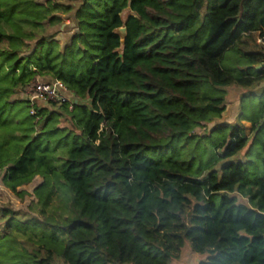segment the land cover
<instances>
[{"label":"trees","instance_id":"trees-1","mask_svg":"<svg viewBox=\"0 0 264 264\" xmlns=\"http://www.w3.org/2000/svg\"><path fill=\"white\" fill-rule=\"evenodd\" d=\"M261 39L264 0H0V172L19 197L43 179L31 215L0 210V264H171L187 242L264 264V89L200 132L264 83ZM39 78L72 109L11 100Z\"/></svg>","mask_w":264,"mask_h":264},{"label":"rangeland","instance_id":"rangeland-1","mask_svg":"<svg viewBox=\"0 0 264 264\" xmlns=\"http://www.w3.org/2000/svg\"><path fill=\"white\" fill-rule=\"evenodd\" d=\"M48 0H38L40 4H46ZM54 2L58 3L61 7L65 5L72 4V0H53ZM75 7H78V5H74ZM59 21L56 23L50 30L49 34H54L56 36V40L59 42V44L64 47L69 40L72 38L74 33L77 30V23L74 21V15L73 13L64 14L63 12H59L58 15ZM38 80H41L39 78ZM264 83H261L258 86H255L254 88L244 89L239 88L236 86L230 87L227 89L228 96H227V105H228V111L227 113L220 119L215 120L211 124H207L204 129L200 132H206L210 131L216 124L221 123H234L236 121V118L240 111V99L241 96L249 91H261L263 88ZM71 101L77 102L74 96H72ZM13 102L16 100H27V97L23 92H20L19 94L15 95L11 99ZM35 104L40 107L48 108L49 110H54L57 112H60V105L57 104V106H54L53 103H44L40 101H35ZM64 119L62 118L61 121ZM65 121V120H64ZM67 124V122L65 121ZM244 126L246 127V135H251V125L249 123H244ZM40 130V126L37 128ZM244 152H241L236 158L233 160H245ZM43 183V179L40 177H37L34 182L26 187L20 188L19 192H26V195L24 197H19L15 194H13L11 191H9L3 184V174L0 172V210L1 209H10L15 212H22L27 215H31L29 213V206L31 204H36L37 199L34 196V190L36 187L41 185ZM245 202V201H244ZM60 203L59 200H56L54 202V205L57 206ZM34 216H38V214H33ZM7 221V218L0 217V231L3 229L5 223ZM41 221H43L41 219ZM206 260L205 255L195 254L192 252L190 248V244L187 242L185 246L175 254V258L172 260L171 264H199L201 261Z\"/></svg>","mask_w":264,"mask_h":264},{"label":"built area","instance_id":"built-area-1","mask_svg":"<svg viewBox=\"0 0 264 264\" xmlns=\"http://www.w3.org/2000/svg\"><path fill=\"white\" fill-rule=\"evenodd\" d=\"M259 43L264 44V40H259ZM24 94L27 100L31 102V106L35 105V101H40L44 103H53L62 105L64 103L70 104L72 109L75 101H71L73 96L66 88V86L61 82H43L41 80H34L24 89ZM34 115L35 112L32 111Z\"/></svg>","mask_w":264,"mask_h":264},{"label":"water","instance_id":"water-1","mask_svg":"<svg viewBox=\"0 0 264 264\" xmlns=\"http://www.w3.org/2000/svg\"><path fill=\"white\" fill-rule=\"evenodd\" d=\"M126 32H127L126 28H121V29L118 31V33H119L123 38L126 36ZM257 70H264V64L261 65V66H259V67L257 68Z\"/></svg>","mask_w":264,"mask_h":264},{"label":"crops","instance_id":"crops-1","mask_svg":"<svg viewBox=\"0 0 264 264\" xmlns=\"http://www.w3.org/2000/svg\"><path fill=\"white\" fill-rule=\"evenodd\" d=\"M263 88H264V85H263Z\"/></svg>","mask_w":264,"mask_h":264}]
</instances>
